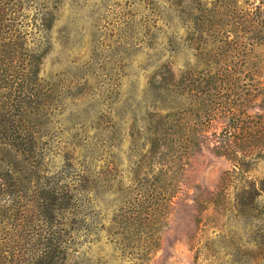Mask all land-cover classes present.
Returning <instances> with one entry per match:
<instances>
[{"label": "rangeland", "instance_id": "obj_1", "mask_svg": "<svg viewBox=\"0 0 264 264\" xmlns=\"http://www.w3.org/2000/svg\"><path fill=\"white\" fill-rule=\"evenodd\" d=\"M44 249L264 264V0H0V264Z\"/></svg>", "mask_w": 264, "mask_h": 264}, {"label": "trees", "instance_id": "obj_2", "mask_svg": "<svg viewBox=\"0 0 264 264\" xmlns=\"http://www.w3.org/2000/svg\"><path fill=\"white\" fill-rule=\"evenodd\" d=\"M25 179V178H24ZM167 185L166 184H161V186H160V188H162L163 189V193H161L160 191H159V195H160V198H161V201L163 202V203H165L166 202V200H167V198H166V193L164 192V190L166 191V189H167ZM26 189H28V185H27V187H25ZM55 198H57V197H55V195L54 196H47V195H42L41 197H40V201H42V202H46V203H52V201H54L55 200ZM61 199H63V203L62 204H64L65 202H67L68 201V198H66V197H60ZM48 207H44L43 208V211H45L46 209H47ZM48 211V210H47ZM49 243V241H48V239L46 240V244H48ZM43 254H41L40 255V257H37L35 260H33L30 264H58V261L57 262H55V263H53L55 260H61V264H63V257L62 258H60V259H55V257H53L52 256V254H47L48 252L46 251L45 252V249L43 250Z\"/></svg>", "mask_w": 264, "mask_h": 264}]
</instances>
